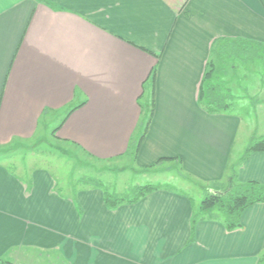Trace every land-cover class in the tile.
<instances>
[{"label":"crops","instance_id":"1","mask_svg":"<svg viewBox=\"0 0 264 264\" xmlns=\"http://www.w3.org/2000/svg\"><path fill=\"white\" fill-rule=\"evenodd\" d=\"M226 41L264 47V0H0V264H258L264 202L231 231L199 211L207 190L264 186V153L242 159L264 137V74L223 62ZM214 62L212 80L230 95L239 73L245 96L211 113L198 94ZM51 119L52 137L107 172L166 165L197 199L150 183L109 206L99 185L22 171L14 152Z\"/></svg>","mask_w":264,"mask_h":264},{"label":"rangeland","instance_id":"2","mask_svg":"<svg viewBox=\"0 0 264 264\" xmlns=\"http://www.w3.org/2000/svg\"><path fill=\"white\" fill-rule=\"evenodd\" d=\"M231 61L232 59L227 57L225 63L230 65L232 63ZM240 65L248 68L247 70L241 72L243 74L244 72L259 75L264 74V61L261 59L255 61L254 63L241 62ZM240 70L241 68L239 67V71ZM236 77L238 80L235 79V82L241 81L239 79V73ZM235 82L233 81L230 95H228L230 97H227V102H230L233 99L234 103L239 102V99H242L245 96V91L239 90L237 86L241 83L237 84ZM221 87L223 90L226 89L225 86ZM222 93L226 94L224 91H222ZM149 99L150 97L147 98L146 95L141 100V105L143 106V110L146 114H148V111L150 110V103H148ZM234 106L235 105H233V107ZM58 122H56L55 119H51L48 124L49 127L47 132L42 131L45 134L43 139L36 144H30L29 146L14 152L13 157H15L13 158V161L15 164L20 163L19 168L23 166L22 171L25 172L30 170L32 171L34 169H43L48 171V173L55 178L57 184L59 185L95 184L101 186L106 191L105 193L115 195L117 197L131 198L134 195L135 188L153 183L154 185L161 186L163 188H176L178 189L177 191H183L190 195L193 201L197 199L198 192H195L194 190L188 192L185 190V186H189L190 184H187L181 179V177H179V171H174L172 176L170 173L167 174L165 170H162L166 165L162 168L156 169V172L154 173L149 172L145 174H138V171L133 167V165H130V168L126 170L123 175L120 171L118 173L115 170L107 172L101 168L102 164L99 166V164L91 161L82 152L72 146L68 147L65 143L59 142L52 137L51 131L58 125ZM259 132L260 128L258 133ZM246 136L247 135L245 134L244 139ZM11 169L13 170L12 166Z\"/></svg>","mask_w":264,"mask_h":264},{"label":"trees","instance_id":"3","mask_svg":"<svg viewBox=\"0 0 264 264\" xmlns=\"http://www.w3.org/2000/svg\"><path fill=\"white\" fill-rule=\"evenodd\" d=\"M223 48H225L226 53L224 54L226 57L222 59L223 62L226 61L227 57L232 59L231 62H235V60H237L240 63L253 62L255 59H261L264 61V47L255 45L252 42L248 44L243 41H226ZM222 52L223 50L220 51V54H222ZM215 64V62L210 64V69L204 74L202 81H208L209 84L207 83L202 87L201 82L198 94V100L201 104L203 103L206 110L211 113L227 110L230 104V102H227V97L230 96L222 93L224 90L221 85L212 80L214 68H216V70L219 69L217 68L218 66H215ZM154 76L155 69H153L151 73L152 81H154ZM56 131L57 129L54 130V132ZM252 153H264V137L253 138L251 143L245 149L242 159ZM156 189L157 187L153 185L137 187L134 189V195L129 202H135ZM104 200L109 206H114L120 202V199L108 193H105ZM263 202L264 186L255 182H249L242 185L231 184L230 188L225 190V192L223 191L218 193L209 192L207 190L205 197L200 202L199 211L202 213L209 212L213 209L221 211L225 216V226L227 230L231 231L235 228H239L240 216L245 209ZM258 264H264V253L259 257Z\"/></svg>","mask_w":264,"mask_h":264}]
</instances>
